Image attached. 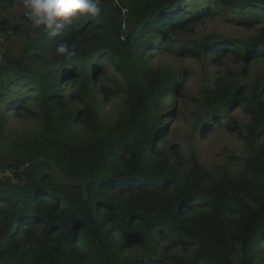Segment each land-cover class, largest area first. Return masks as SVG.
I'll return each instance as SVG.
<instances>
[{
	"label": "trees",
	"instance_id": "16d2710c",
	"mask_svg": "<svg viewBox=\"0 0 264 264\" xmlns=\"http://www.w3.org/2000/svg\"><path fill=\"white\" fill-rule=\"evenodd\" d=\"M5 1L14 7L18 0ZM187 1L97 0V16L55 34L34 28L26 10L24 22L0 17V43L23 41L20 54L0 63V140L9 116L43 121L8 165L18 182L0 178V264H257L264 252V75L251 87L221 78L205 99L203 115L218 125L226 111L242 108L252 120L244 137L260 142L248 171L205 184L196 159L181 173L162 157L170 111L160 95L178 82L152 58L176 52L217 64L233 56L247 73L264 60V0H204L207 8L201 3L203 12L190 17ZM210 1L227 21L259 27L256 36L241 42L213 33L176 46L174 37L213 13ZM124 11L131 15L126 29ZM61 43L72 56L56 52ZM96 88L124 101L113 126L93 105L75 110L66 103L69 92L82 99ZM76 124L84 137H74ZM227 126L243 129L234 119ZM253 242L260 244L255 251Z\"/></svg>",
	"mask_w": 264,
	"mask_h": 264
},
{
	"label": "rangeland",
	"instance_id": "374dc122",
	"mask_svg": "<svg viewBox=\"0 0 264 264\" xmlns=\"http://www.w3.org/2000/svg\"><path fill=\"white\" fill-rule=\"evenodd\" d=\"M212 2L214 1L212 0ZM212 2L210 1L209 4L212 5L213 13L197 22L196 27L180 37V40H178V37H174L176 46L193 44L195 40H202L213 33H221L241 42L256 36L259 27L239 24L235 18L227 21L224 16V8L217 3L215 6ZM116 3H118V0H116ZM201 3H203V8H207L204 0L187 1L188 14L186 16L190 17L193 13L199 14L201 9L198 11V6ZM24 12L25 9L23 8L17 13L14 12L17 18L14 20V24L24 22ZM123 13L125 16L123 28L126 29L127 19L131 15L128 16L126 11ZM236 16H239V14ZM22 42L21 38L18 37L8 41L2 39L0 43V63L7 55L20 54L23 46ZM152 66L173 72L174 78L178 82L174 87L164 90L160 95L162 109L167 112L170 111L164 118L163 122L166 124V129L160 134L159 139L161 140L164 134L166 135L164 142L161 144L162 157L181 173L187 172L196 159L208 174V176L206 175L205 184L222 178L225 173L237 177L248 171L247 165L260 145V142L256 139L244 137L247 134L246 129L252 125L250 116L242 108L234 111L228 110L224 115L226 119L221 118L218 125L213 116L203 115L202 110L205 99L216 88V83L221 78H235L237 84L247 87L257 83L258 78L264 75V60L248 66L249 71L242 73L245 63L236 61L233 56H223L218 59L216 64L211 57H203L198 60L189 56L178 55L176 52L155 51ZM110 70H113V68L111 67ZM66 103L75 110H82L87 105H93L99 113L101 122L108 127L117 123L125 108L124 101L119 102L106 97L100 88H96L82 99L69 92ZM172 110L174 112H171ZM232 119L237 121L243 129L231 131L227 125ZM207 124H210L208 126H211L212 130L204 136L205 133H201V131ZM4 126L0 140V178L7 181L12 178V181L17 183V178L14 177L15 170L10 169L8 165L16 156L22 155L23 150H21V147L19 148V144L21 145L25 140L34 138L35 133L43 127V121L28 114L25 116L12 115L9 116ZM73 131L74 137H84V129L80 124L74 125ZM171 147L179 148V156L170 151ZM166 156L167 158H165ZM156 157L150 159L154 161ZM162 157L160 159H163ZM49 170H51V167H49ZM54 170L53 168L51 171ZM166 245L167 242H161L163 249ZM258 246H260L259 243L253 242L251 249L255 251ZM174 251H178L177 254L182 252L177 249ZM259 254L258 250L255 255ZM257 264H264V252L259 256Z\"/></svg>",
	"mask_w": 264,
	"mask_h": 264
},
{
	"label": "clouds",
	"instance_id": "9594fccd",
	"mask_svg": "<svg viewBox=\"0 0 264 264\" xmlns=\"http://www.w3.org/2000/svg\"><path fill=\"white\" fill-rule=\"evenodd\" d=\"M23 6L34 28L43 26L52 34L58 33L66 23L95 17L100 12L97 0H23ZM56 52L73 55L66 43L59 44Z\"/></svg>",
	"mask_w": 264,
	"mask_h": 264
},
{
	"label": "crops",
	"instance_id": "0c3cea01",
	"mask_svg": "<svg viewBox=\"0 0 264 264\" xmlns=\"http://www.w3.org/2000/svg\"><path fill=\"white\" fill-rule=\"evenodd\" d=\"M21 8L24 9L23 0H18L14 7L8 6L7 1L0 0V17H8L11 20H16L17 18L14 12L21 11Z\"/></svg>",
	"mask_w": 264,
	"mask_h": 264
}]
</instances>
